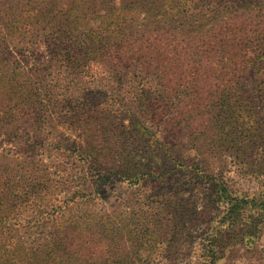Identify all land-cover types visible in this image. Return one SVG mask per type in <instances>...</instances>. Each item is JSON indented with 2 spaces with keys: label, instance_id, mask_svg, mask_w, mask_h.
<instances>
[{
  "label": "trees",
  "instance_id": "16d2710c",
  "mask_svg": "<svg viewBox=\"0 0 264 264\" xmlns=\"http://www.w3.org/2000/svg\"><path fill=\"white\" fill-rule=\"evenodd\" d=\"M23 52L61 60L78 76L66 83L47 75L49 83L38 84L33 69L16 61ZM66 84L78 88L67 94ZM75 93L102 105L60 98ZM112 112L131 120L129 133L159 145L166 128L210 123L240 134L249 149H264V0H0V135L34 143L43 125L57 130L78 120L85 132L87 121H105ZM49 142L60 146L57 135ZM7 155L0 153V264H88V235L103 236L105 224L74 216L73 202L48 186L50 173ZM259 163L264 168V159ZM252 196L264 202V187ZM262 206L247 220L236 211L225 228L207 234L208 249L193 264H216L228 247L254 244ZM160 207L173 213L161 264H183L177 258L189 249V213ZM119 216L123 222L130 214Z\"/></svg>",
  "mask_w": 264,
  "mask_h": 264
},
{
  "label": "rangeland",
  "instance_id": "374dc122",
  "mask_svg": "<svg viewBox=\"0 0 264 264\" xmlns=\"http://www.w3.org/2000/svg\"><path fill=\"white\" fill-rule=\"evenodd\" d=\"M23 54L16 61L33 69L31 80L38 84L49 83L47 75L61 76L66 83L69 77L78 76L76 70L63 67V61L50 59L46 54ZM69 85H65L67 94L78 88L76 84ZM75 94L60 98L73 105L86 101L87 98L80 100L79 93ZM75 98L79 101L71 102ZM87 100L90 109L102 105ZM115 113L105 121H87L85 132L84 122L78 120L74 124L68 120L57 130L43 125L45 130L34 143L15 144L0 135V153H8L9 159L22 156L27 167L50 173L48 186L54 185V195L62 201L73 202L70 205L74 216L105 224L103 236L97 232L88 235V264H161L165 258L159 247L168 243L167 219L173 213L161 210L160 204L189 213L186 228L187 235L192 233L186 238L189 249L177 258L183 264L203 258L209 246L206 235L225 228L236 211L247 220L255 207L263 208L262 196L251 199L253 194H261L264 187V176L259 173L261 167L264 169L259 163L264 159V149H249L240 134L233 130L219 132L210 123L183 125V131L166 128L158 136L163 142L159 145L150 138L143 141L146 136L140 139L129 133L134 129L131 120ZM52 135H57L60 146L49 142ZM107 169L120 173L117 176L104 173ZM123 174L135 176L129 180L122 178ZM123 211L130 216L122 222L119 215ZM140 213L144 216H139ZM137 224L143 225L139 232L135 230ZM260 225L262 230L254 244L228 247L225 257L216 264H264V224ZM98 242L107 252L98 247ZM80 263L72 259L59 261V264Z\"/></svg>",
  "mask_w": 264,
  "mask_h": 264
}]
</instances>
